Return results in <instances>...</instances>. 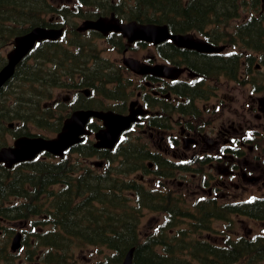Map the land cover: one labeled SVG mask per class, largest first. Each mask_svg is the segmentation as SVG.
Returning a JSON list of instances; mask_svg holds the SVG:
<instances>
[{"label":"trees","instance_id":"1","mask_svg":"<svg viewBox=\"0 0 264 264\" xmlns=\"http://www.w3.org/2000/svg\"><path fill=\"white\" fill-rule=\"evenodd\" d=\"M75 1L97 6V0ZM130 1V8L116 3L110 5V11L141 22L168 23L174 31L184 32L201 30L211 23L212 15L229 0ZM52 12L66 15L67 11L55 9L48 0H0V47L35 26L52 25L45 19ZM70 45L73 48L61 42H45L29 57L32 62L26 60L19 67L17 85L0 103V118L23 123L19 135L30 134L31 123L44 127L52 117L49 110L41 109L51 97L52 88L89 86L114 98L104 87L113 82L110 78L114 73L104 72L105 63L97 64V49L79 38ZM81 106L91 107L89 103ZM90 127L98 130L100 125L93 122ZM72 153L105 160L102 172L80 170V158L73 161L72 156L57 161L47 157L12 171L0 168V230L5 221L26 224L24 245L29 261L81 264V251H96L98 260L92 264H120L126 252L135 247L134 264H264L263 237L234 238L226 233V227L214 225L230 221V215L235 214L264 219V202L190 206L170 195L146 191L131 178L145 168L143 161L154 158L142 144H122L109 151L98 150L89 142ZM159 168L170 172L173 166L168 163ZM143 209L160 211L166 217L146 235L138 230ZM4 234L0 236V264H17L19 258L8 248L12 231L4 229ZM29 237L34 239L33 244Z\"/></svg>","mask_w":264,"mask_h":264},{"label":"flooded vegetation","instance_id":"2","mask_svg":"<svg viewBox=\"0 0 264 264\" xmlns=\"http://www.w3.org/2000/svg\"><path fill=\"white\" fill-rule=\"evenodd\" d=\"M227 3L220 10H242L248 16L238 25L242 28L241 34L221 31L215 24L205 34L189 31L214 46H223L220 52H200L194 50L196 47H180L171 40L159 44L143 41L126 44L120 34L115 35L121 38L124 47L116 48L108 42L114 35L103 37L123 54L122 60L131 49L143 47L153 51L144 58H128L150 66L171 68L169 76L139 75L114 63L121 67L113 74L116 86L127 83L119 92L121 97L126 96V91L128 95L135 94L120 111L128 114L132 109L142 113L130 129L132 136L128 142L135 146L133 139H144L143 145L154 153L155 167L169 163L178 173L201 169L203 174L192 175L185 185L194 187L195 182L196 192L207 193V199L214 204L234 202L232 195L240 185L264 189V50L249 46L264 43V34L259 30L264 24V0H229ZM179 68L184 71L174 78ZM122 71L132 77L131 81L125 79ZM254 75L259 76L253 78ZM75 93L69 101L67 98L54 100L51 106L60 101L70 104L76 95H84L81 89ZM53 108L48 109L52 116L48 121L54 125L62 123L71 113L66 109L56 114ZM5 125L8 128L7 121L0 118V134ZM19 136L15 134L14 139ZM3 138L0 136V148L9 146ZM153 169L150 165L149 170ZM257 198L262 199L264 195Z\"/></svg>","mask_w":264,"mask_h":264},{"label":"water","instance_id":"3","mask_svg":"<svg viewBox=\"0 0 264 264\" xmlns=\"http://www.w3.org/2000/svg\"><path fill=\"white\" fill-rule=\"evenodd\" d=\"M98 30L104 35L110 32H122L129 42L144 40L154 42L156 44L170 37L167 26L156 24H139L131 22L122 24L114 16L112 18L102 17L98 20L85 21L79 31ZM63 34V30L46 29L43 27H35L30 32L18 36L14 41V48L9 52L7 65L0 72V89L14 75L17 65L28 55L37 43L44 40H57ZM179 46L195 47L197 43L192 35H176L171 36ZM203 50L212 51L213 48L206 45ZM125 64L135 72L141 74L162 75L163 69L143 66L133 59H125ZM139 110L132 111L129 115L116 114L113 111L100 112L93 110H79L74 112L68 118L62 131L54 139L44 138H28L20 137L16 139L13 147L4 148L0 151V163H5L8 168H12L15 164L23 161L34 159L43 151L50 152L57 156H63L64 152L71 146L79 143L83 135H88L86 126L89 119L94 116L104 122L103 129L96 133L98 142L96 146L99 148L113 149L119 141L120 135L128 130L132 123L137 121V115L142 114ZM21 234L18 233L12 241V250L16 251L21 243ZM134 249H130L126 254L122 264H133Z\"/></svg>","mask_w":264,"mask_h":264},{"label":"rangeland","instance_id":"4","mask_svg":"<svg viewBox=\"0 0 264 264\" xmlns=\"http://www.w3.org/2000/svg\"><path fill=\"white\" fill-rule=\"evenodd\" d=\"M50 2H51V0H50ZM66 4H68V3H66ZM70 7H71V5H70ZM73 10L75 12H77L76 9H73ZM90 11L95 12L97 10H88L87 8H80V14L84 13L85 15H87L88 13H90ZM96 13L100 14L99 11ZM245 13H246L245 11H242V14L239 18H235V19L231 20L232 24L230 27H227V28L223 27L225 29V31L230 33V34L233 33V29H235L236 25L242 23L245 19H248V16H246ZM65 20H67V23H65V25H66L68 32H70L73 29L76 30L78 25L83 21L82 19H78V18H74V17H68V18H65ZM71 37H72V34L69 33V38H71ZM84 37H86L85 38L86 41H88L89 39H92L91 45L94 48H96L97 50H100L99 51V57L100 58H99L97 64L105 63V64L110 65V67H114V68H115V64H117V65L122 64L123 54L120 53L119 51L113 49V47L108 44L107 40L96 38L90 34H86V35H84ZM9 47H10V44H6V45H3L0 47V52L2 53V54L0 53V57L1 56L5 57V53L7 52V50H9ZM151 51H153V49H151ZM151 51L148 48L137 47L135 49H131L130 53H128L127 55L138 57V58H141V57L144 58V57H147L145 54H149V53H151ZM152 55H155V52ZM108 71H110V69ZM262 74H264V71L262 72ZM125 76L128 79H130V81H131V79H132L131 76H128V75H125ZM256 76H259V75H256ZM256 76L254 75L252 77L255 78ZM104 87H105L106 91H110L111 89L114 91L113 88L115 87V85L104 84ZM84 88H90V87L86 86V87H83L82 89H84ZM91 88H93V87H91ZM95 90H96V97L94 100L97 99V101H99V102L103 101V104L106 107H112V105L115 104V102L112 100L100 99L99 98L100 94H102L101 90L96 89V88H95ZM75 92H77V90H74L72 88H67V89L66 88H62V89L59 88V89H55L53 91V97L55 98L54 100H65L67 98V101H69L72 98V96H74L76 94ZM125 95L126 96H124V99H123L124 101H122L121 104H119L122 107H123L125 102L127 104H129L131 102L130 100L134 98L135 94L132 92V95L131 94L128 95V92L126 91ZM116 111H118V109H116ZM46 125L47 126L44 129L33 128L32 130H33V132L42 134L43 136H47V137L54 135L56 128L53 126V123L46 124ZM14 135H15V131L14 130L13 131L8 130L6 128V125L4 126V128L0 134V136L4 137L3 139H4V141L7 142V144H10L13 142ZM142 141L144 143H146L144 139H142ZM96 161H100V160L92 159V160H89L88 162L90 164H92V163H95ZM194 174L202 175L203 172L201 169L191 168V170H189L187 173L177 174L175 177H173L171 179H168V180L163 179V178H158V179L161 180V185H165L169 190H174L177 194H183V195L187 194V197H186L187 204L191 206L195 203L194 201H197L198 198L206 197V194H207V193L202 194V193L196 192V190L194 188V187H196L195 182H193L194 183L193 188L185 185V182L188 181L189 178H191L192 175H194ZM140 175L146 176L145 182H146L147 187H149V185H150L149 182L152 179L156 178V176L154 174L147 175L144 172L138 173L135 177L140 176ZM170 183H171V186H170ZM161 191L168 193V191L166 192L164 190V188H162ZM252 195L262 196V195H264V189H257V188H251V187L246 188V187H243L242 185H240L237 187L235 193L232 195V198H233L234 202H237L239 200L249 199ZM219 204L222 205L225 203H224V201H220ZM164 217H165V215L160 213V212H152V211L145 210L144 215L142 216L140 224H139L140 233L142 235L152 233L159 224L160 225L162 224ZM216 224H217V226H222V224H223V226L227 228L226 233L232 234L233 237L237 236V235H235V233L241 234L243 236H250L253 234L255 235L256 233L261 234L264 231V224L263 223H255L254 221H252L248 218H245V217L231 216L230 221L219 222ZM232 227H233V229H232ZM7 228L9 229L10 227L7 226ZM2 230H4V229H2ZM95 252L96 251H92V253L87 254V253L81 251L80 256L83 258V261L81 262V264H86V263L92 264L93 262L97 261L98 255ZM93 254H94V256H93ZM24 256L25 255L22 254L21 258H23ZM25 264H28V262Z\"/></svg>","mask_w":264,"mask_h":264},{"label":"bare ground","instance_id":"5","mask_svg":"<svg viewBox=\"0 0 264 264\" xmlns=\"http://www.w3.org/2000/svg\"><path fill=\"white\" fill-rule=\"evenodd\" d=\"M122 8V7H121ZM41 96V95H40ZM37 111V110H36ZM40 112V111H39Z\"/></svg>","mask_w":264,"mask_h":264}]
</instances>
